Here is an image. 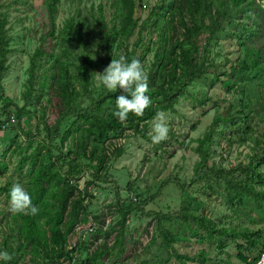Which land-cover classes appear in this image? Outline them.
Masks as SVG:
<instances>
[{
	"label": "trees",
	"instance_id": "16d2710c",
	"mask_svg": "<svg viewBox=\"0 0 264 264\" xmlns=\"http://www.w3.org/2000/svg\"><path fill=\"white\" fill-rule=\"evenodd\" d=\"M43 3L48 15L47 34L53 36L54 46L47 50L45 37L31 53L23 94L25 99L32 95L41 59L47 54L50 73L43 71L39 77V89L45 92L46 98L36 120L37 132L41 133V126L45 133L46 153L42 154L37 148L32 153L23 152L18 165L21 170L28 161L26 190L38 212L35 215L9 212L6 223L11 231L5 234L0 251L6 250L12 259L0 260V264H18L26 259L32 264H61L63 261L72 264L73 258L77 264H104V259L110 255L115 259L121 255V258L127 257L125 228L127 215L133 207H121L120 227L115 229L112 244L106 240L112 234L110 229L94 227L89 232L94 231L96 238L103 234L106 239L93 250L87 249L83 258L78 257L80 239L75 238V243L69 247L68 236L76 232L75 225L88 220L90 212L86 196L91 194L89 182L83 187L78 186L80 174L88 169L93 179L101 181L111 157L124 153L123 147L115 144L117 139L125 137L128 130L149 139L146 133L148 122L158 112L174 110L188 87L210 73L212 83L220 82L228 91L236 87L244 89L246 84H251L257 90L258 99L264 103V52L260 44L264 6L259 0H154L145 16H136V7L142 8L143 0H113L111 20L105 18L100 4L98 18L77 12L57 27L55 18L60 0H43ZM4 6L0 1V99L10 51L6 27L8 16ZM237 17H241L238 23L242 30L231 34L225 30L226 25ZM220 33L235 36L237 43L236 57L225 56L224 62L216 61L211 55L214 51L212 45L218 42ZM112 53L114 58L125 55L129 61L138 58L148 74L149 91L146 94L152 103L142 116L129 113L124 122L113 115L115 98L123 94L122 91L117 88L115 92H109L102 85L98 86L95 80L94 72H103ZM251 99L248 95L245 99L243 97L238 113L249 108ZM10 105L14 106L18 122L23 120V115L29 116L25 107L3 101L6 118L0 120V125L12 119ZM229 106L232 108L231 104ZM249 116L246 113L243 117L248 119ZM261 119L264 120V115ZM230 120L234 121L230 114L226 117L217 114L209 131L197 138L200 160L195 166L194 179H206L209 188L221 194L237 213L247 214L260 210L264 204V187L257 189L254 186L256 179L264 184V172L253 166L255 159L264 157V131L261 140L254 139L256 150L247 165L241 167L245 176L240 178L234 176L232 170L216 167L214 161L209 165L215 127L220 121ZM246 130L251 131V128L247 126ZM15 139L13 137L11 143ZM203 168L207 172H203ZM185 186V183L181 184V187ZM3 189L10 199L11 188L5 186ZM95 217L93 215L92 219ZM179 217L183 219V226H190L193 233H201L203 227L208 233L227 230L194 209L191 199L183 201ZM158 231L167 247L180 238L161 220ZM263 232L262 227L229 232L244 237L243 242L237 243V255L244 264H252L257 259L264 246ZM258 245L257 254L248 260L241 249L250 250Z\"/></svg>",
	"mask_w": 264,
	"mask_h": 264
},
{
	"label": "rangeland",
	"instance_id": "374dc122",
	"mask_svg": "<svg viewBox=\"0 0 264 264\" xmlns=\"http://www.w3.org/2000/svg\"><path fill=\"white\" fill-rule=\"evenodd\" d=\"M0 1L5 5L4 10L8 16L6 27L10 37L8 68L2 79L0 120L6 118L2 110L3 101L29 110V116L23 115V120L18 122L14 106L10 105L8 109L12 111V119L0 125L1 244L5 234L11 231L6 222L10 217L9 212H13L8 194L3 188H11L14 183H20L26 189L28 177L25 172L28 161L24 162L21 170L18 169L23 152L32 153L37 148L42 154L46 153L45 133L41 126V133L37 132L36 120L46 98L45 92L39 89V77L43 71L48 75L50 73L47 66L50 58L47 54L41 59L32 95L25 99L23 93L26 90L31 53L45 37L44 45L47 50L52 49L54 42L53 36L47 34L49 23L43 0ZM153 1L143 0L142 8L137 5L136 16H145ZM259 1L264 6V0ZM100 4L103 6L105 18L111 20L114 15L113 0H60L55 18L57 27L77 12L98 18ZM240 18L237 17L234 22L227 24L225 30H229L231 34L236 30L241 31V24L238 23ZM262 34L260 44L264 52V28ZM236 48L235 36L220 33L218 42L212 45L214 51L211 55H214L216 61L224 62L225 56L236 57ZM256 93V88L251 84H246L244 89L236 87L228 91L222 83H212L210 73L208 77L203 76L188 87L174 110L163 112L169 129L166 140L152 143L149 133L154 118L148 122L146 128L149 139L128 130L125 137L115 142L123 147L124 153L119 157H111L108 170L102 173L101 181L93 179L88 169L80 174L77 180L79 187L89 182L88 189L91 194L86 196V200L90 215L87 221L75 225L74 231L78 235L69 233L68 246L74 243L75 238L80 239L77 251L78 257L83 258L87 249L93 250L106 239L103 234L96 238L94 231L89 232L87 225L90 223L95 228L110 229L112 234L106 240L112 244L115 229L120 227L123 213L121 207L131 205L133 209L127 215L125 228V249L128 255L125 258H121V255L117 259L110 255L104 259V264H244L237 255V243L243 242L244 237L229 232L241 228H264V204L260 210L249 211L248 215L239 214L225 202L221 194L209 188L206 179L195 181L194 178L195 166L200 160L197 138H202L209 131L217 114L222 117L230 114L234 121H220L215 127L209 149V165L214 161L216 167L232 170L234 176L244 178L241 167L251 160V154L256 150L254 139L261 140V132L264 131V120L261 119L264 115V103L258 99ZM245 95L252 98L249 108L238 113ZM246 113L250 115L248 119L243 117ZM247 126L251 131L246 130ZM13 137L16 139L11 143ZM253 166L264 172V157L255 159ZM202 170L207 172L205 168ZM183 183L186 184L184 188L181 187ZM254 186L262 189L264 184L256 179ZM185 199H191L194 209L205 213L215 220L217 226L226 227L227 230L222 228L223 230L208 233L203 227L201 233H193L190 226H183L179 213ZM93 215L96 217L92 219ZM167 215L171 218L165 217ZM160 220L164 226L180 235L171 247L163 243L158 231ZM261 240L264 242V232ZM259 245L257 248H243L241 251L251 260L257 254ZM18 264L32 263L26 259Z\"/></svg>",
	"mask_w": 264,
	"mask_h": 264
},
{
	"label": "clouds",
	"instance_id": "9594fccd",
	"mask_svg": "<svg viewBox=\"0 0 264 264\" xmlns=\"http://www.w3.org/2000/svg\"><path fill=\"white\" fill-rule=\"evenodd\" d=\"M98 86L102 85L109 92H115L119 88L123 94L115 98V111L113 115L121 122L127 120L129 113L142 116L152 101L146 94L149 91L148 74L142 62L138 58L130 61L125 55L112 59L103 72H94ZM169 129L164 119L163 112H158L154 118L149 133L153 144L160 143L168 138ZM9 204L13 212L35 215L38 208L33 205L32 198L24 186L14 183L9 193ZM12 259L10 253L0 251V260Z\"/></svg>",
	"mask_w": 264,
	"mask_h": 264
},
{
	"label": "built area",
	"instance_id": "2783aa9c",
	"mask_svg": "<svg viewBox=\"0 0 264 264\" xmlns=\"http://www.w3.org/2000/svg\"><path fill=\"white\" fill-rule=\"evenodd\" d=\"M134 198H137V197H134ZM87 229L89 231L93 230L94 229V225L93 224H88L87 225ZM74 243H75V241H74ZM72 245H70V246H72ZM72 264H77V262L75 261L74 258L72 260ZM252 264H264V246L259 250L258 255H257V259Z\"/></svg>",
	"mask_w": 264,
	"mask_h": 264
}]
</instances>
